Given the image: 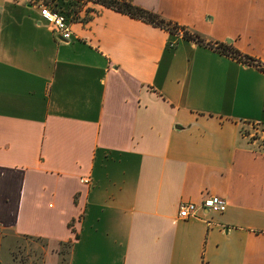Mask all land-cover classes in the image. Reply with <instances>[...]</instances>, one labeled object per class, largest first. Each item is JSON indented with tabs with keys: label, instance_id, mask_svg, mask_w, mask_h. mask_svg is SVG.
<instances>
[{
	"label": "crops",
	"instance_id": "crops-1",
	"mask_svg": "<svg viewBox=\"0 0 264 264\" xmlns=\"http://www.w3.org/2000/svg\"><path fill=\"white\" fill-rule=\"evenodd\" d=\"M131 2L206 44L90 1L63 39L0 0V230L66 264H264V0Z\"/></svg>",
	"mask_w": 264,
	"mask_h": 264
},
{
	"label": "rangeland",
	"instance_id": "rangeland-1",
	"mask_svg": "<svg viewBox=\"0 0 264 264\" xmlns=\"http://www.w3.org/2000/svg\"><path fill=\"white\" fill-rule=\"evenodd\" d=\"M41 1V0H37ZM51 9L65 13L55 0H47ZM70 5L75 7L73 1ZM70 243L49 242L39 237H20L8 230H0V264H66Z\"/></svg>",
	"mask_w": 264,
	"mask_h": 264
},
{
	"label": "trees",
	"instance_id": "trees-1",
	"mask_svg": "<svg viewBox=\"0 0 264 264\" xmlns=\"http://www.w3.org/2000/svg\"><path fill=\"white\" fill-rule=\"evenodd\" d=\"M41 1L47 3L46 2L47 0H41ZM55 1L56 2L60 1L61 8H63V5H66V11H65V13H67L66 16H69L70 14H72L73 16V14L76 13L75 11L76 5L75 7L71 6L69 0H58V1L55 0ZM71 1H74V4H77V2H81L82 5L86 1L97 3L105 8H109L121 14H125L131 18H134L142 22L148 23L152 26H156L161 29H164L168 31L170 34H173L178 29H182L183 30L182 35L185 39L192 40L200 44H206L197 33H194V32L190 33L187 30H185L183 26H178L177 23L164 18L163 16H161L160 14L156 12H153V11L137 6L133 4L131 0H71ZM82 5H79V7ZM216 48L218 50H222L224 53L237 55L236 51L232 47L226 44H223V43L219 45L217 44ZM244 60H248L247 63L248 62L253 63L252 62L253 59L250 57L244 56ZM68 226H70V224H68ZM26 237H29V236H26Z\"/></svg>",
	"mask_w": 264,
	"mask_h": 264
},
{
	"label": "built area",
	"instance_id": "built-area-1",
	"mask_svg": "<svg viewBox=\"0 0 264 264\" xmlns=\"http://www.w3.org/2000/svg\"><path fill=\"white\" fill-rule=\"evenodd\" d=\"M38 4L41 18L47 22L55 33H58L63 39H68L70 30L65 16L59 11L51 9L48 4L43 1H39ZM179 32L182 34L183 31ZM250 136L251 138H259L264 141V124L256 128L255 131H252ZM84 182L87 181L84 180ZM199 208L223 212L226 208V200L217 195H209L204 197L200 202H180L177 208V216L182 219L194 216Z\"/></svg>",
	"mask_w": 264,
	"mask_h": 264
}]
</instances>
